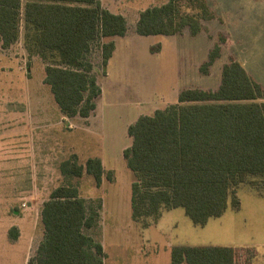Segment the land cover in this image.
Wrapping results in <instances>:
<instances>
[{
	"label": "rangeland",
	"instance_id": "obj_1",
	"mask_svg": "<svg viewBox=\"0 0 264 264\" xmlns=\"http://www.w3.org/2000/svg\"><path fill=\"white\" fill-rule=\"evenodd\" d=\"M166 1L99 0L125 17L127 31L103 37L89 52L101 92L88 117L60 110L44 80L50 61L27 51L23 21L17 42L2 48L0 41V264H27L43 238L42 204L64 184L76 187L86 204H100L98 224L86 232L103 245L104 264H170L174 245L234 247L242 264H264L260 176H246L234 187L239 206L229 199L225 211L204 225L194 224L182 207L162 209L156 219L131 216L137 178L124 156L133 141L130 124L177 102L185 88L217 89L231 57L264 89V0H205L214 17L202 19L198 33L186 26L175 34L139 35L140 12ZM178 4L182 14L200 13L191 0ZM220 34L230 44L219 43L220 56L202 73L199 67ZM108 41L115 48L104 69L100 44ZM72 153L82 165L89 157L101 159L100 185L85 169L80 176L61 172L60 163ZM12 226L16 238L9 236Z\"/></svg>",
	"mask_w": 264,
	"mask_h": 264
},
{
	"label": "trees",
	"instance_id": "obj_2",
	"mask_svg": "<svg viewBox=\"0 0 264 264\" xmlns=\"http://www.w3.org/2000/svg\"><path fill=\"white\" fill-rule=\"evenodd\" d=\"M191 1L199 14H182L179 0L145 8L136 32L175 34L187 26L192 35L198 33L201 20L214 13L205 0ZM22 21L27 51L50 61L44 80L60 110L68 117H88L101 92L89 52L103 37L126 34L125 17L99 0H0L2 48L17 42ZM220 42L230 44L219 35L199 67L202 73L220 56ZM100 47L105 69L115 44L101 42ZM128 133L133 141L124 156L137 178L131 185L135 220L182 207L194 224L204 225L225 211L229 199L239 206L234 187L246 176L264 179V89L233 57L223 65L217 89L185 88L177 102L140 115ZM59 167L66 176H80L85 169L97 185L104 172L100 158L89 157L82 165L76 153ZM99 208L86 204L72 185L55 187L42 204L43 238L27 264H104L103 245L86 232L98 224ZM9 236H18L16 226ZM239 254L234 247L174 245L170 264H242Z\"/></svg>",
	"mask_w": 264,
	"mask_h": 264
},
{
	"label": "crops",
	"instance_id": "obj_3",
	"mask_svg": "<svg viewBox=\"0 0 264 264\" xmlns=\"http://www.w3.org/2000/svg\"><path fill=\"white\" fill-rule=\"evenodd\" d=\"M114 51V50H113Z\"/></svg>",
	"mask_w": 264,
	"mask_h": 264
}]
</instances>
